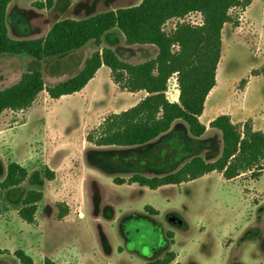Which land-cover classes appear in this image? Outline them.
<instances>
[{"label": "rangeland", "instance_id": "374dc122", "mask_svg": "<svg viewBox=\"0 0 264 264\" xmlns=\"http://www.w3.org/2000/svg\"><path fill=\"white\" fill-rule=\"evenodd\" d=\"M13 0L10 36L18 26L32 30L24 38L46 35L64 18H84L96 13L139 4L142 0H53L39 9L35 2ZM264 0L250 10L230 11L238 23L222 30L223 50L217 70L220 106L234 107L242 127L250 123L264 130ZM24 9L23 13L19 10ZM185 21L202 24L199 13ZM177 20L165 29L175 28ZM113 48L121 59L141 63L154 58L153 45H127L118 29L105 33L101 47ZM99 47L90 41L83 48L36 61L27 54L0 55V90L17 82L24 72L38 68L46 86L74 76L87 57ZM178 89L175 76L169 80L168 96ZM133 94L115 87L104 67L85 92L51 99L46 91L25 110H6L0 116V181L8 164L18 162L29 174L18 186L0 189V264H20L15 251L23 249L43 264H150L176 254L170 264H264V174L251 172L228 181L211 172L179 185L156 190L134 184L115 183L141 174L163 176L178 170L194 155L207 161L222 152L219 131L209 128L194 138L178 120L165 134L139 146L100 147L87 142V134L105 117L130 108ZM238 118V117H237ZM206 122V119H203ZM254 124H256L254 126ZM54 172L49 180L46 169ZM31 190L43 193L36 221L19 215ZM69 213L60 219L59 206ZM147 206L158 210L153 213ZM176 215L181 224L170 220Z\"/></svg>", "mask_w": 264, "mask_h": 264}, {"label": "trees", "instance_id": "16d2710c", "mask_svg": "<svg viewBox=\"0 0 264 264\" xmlns=\"http://www.w3.org/2000/svg\"><path fill=\"white\" fill-rule=\"evenodd\" d=\"M12 0H0V55L27 54L36 61L79 50L90 41L99 47L87 57L83 68L65 81L46 86L43 73L35 68L24 72L14 84L0 90V116L6 110H25L32 106L39 94L46 91L51 99L80 92L105 65L111 71L112 81L128 92L145 91L147 95L134 106L112 113L92 131L86 140L96 146L133 147L145 145L168 132L174 122L183 121L194 138L207 132L200 120L210 91L217 83L216 76L221 60L222 30L226 23H234L230 11L245 10L253 0H142L137 5L120 7L76 19L64 18L55 22L47 34L38 38H12L7 23L8 6ZM53 0L37 1L39 9L51 6ZM23 13V10H20ZM202 16V24L185 21L191 13ZM11 22V12L9 15ZM177 20L175 28L167 31L166 24ZM24 25L23 27H25ZM118 29L127 45H153L157 55L145 62L130 63L120 58L111 47H101L105 33ZM23 35H27L23 32ZM176 75L179 89L178 101L167 96L169 80ZM209 128L220 132L221 155L207 161L194 155L178 170L163 176L146 177L132 175L128 179H115V183L138 184L156 190L166 185H179L196 180L211 172H219L226 180L251 172L259 179L264 170V131L254 130L250 123L242 127L233 123L227 114H220L209 123ZM26 167L18 162L7 166L6 175L0 181V189L17 188L28 177ZM49 180L54 172L46 169ZM17 189L12 196L18 197ZM43 193L31 190L23 200L20 217L29 224L36 221L38 202ZM58 217L69 213V207L58 204ZM153 213L158 210L147 206ZM8 250L0 248V255ZM20 264H35L23 249L15 251ZM176 254L150 264H170ZM43 264H56L46 258Z\"/></svg>", "mask_w": 264, "mask_h": 264}, {"label": "crops", "instance_id": "0c3cea01", "mask_svg": "<svg viewBox=\"0 0 264 264\" xmlns=\"http://www.w3.org/2000/svg\"><path fill=\"white\" fill-rule=\"evenodd\" d=\"M257 0H253L252 1V3H251V5L250 6H248L247 7V10H250V8L255 4V2H256ZM12 2H13V0L10 2V4H9V6H8V12H7V15H8V17H7V23H8V29H9V34L11 33V29H10V19H9V15H10V12H11V8H12ZM264 6V5H263ZM19 10H24V9H22V8H20ZM51 28V27H50ZM32 30H35V28L33 29L32 27H30V26H25V27H23V26H18V28H17V30H16V32H14V34H16L18 37H16V39H24V37L23 36H25V35H23V32H25L26 34H28V33H30ZM49 31V30H48ZM47 31V32H48ZM47 34V33H46ZM45 36V35H44ZM15 38V37H14ZM86 60V59H85ZM85 62V61H84ZM84 65V64H83ZM219 66V65H218ZM104 67H107V66H105V65H102L99 69H98V71L96 72V74H95V76H94V78L93 79H91L89 82H88V84L80 91V92H85V91H87L88 90V88L91 86V84H92V82L99 76V74H100V72L102 71V69L104 68ZM83 68V67H82ZM81 68V69H82ZM80 69V70H81ZM79 70V71H80ZM78 71V72H79ZM77 72V73H78ZM76 73V74H77ZM109 75H110V79H111V71H110V69H109ZM175 76V79H176V82H177V78H176V75H174ZM111 81H112V79H111ZM112 83H113V85L115 86V87H119L117 84H115L113 81H112ZM178 86V85H177ZM122 90V89H121ZM218 90V81H217V83H216V85L214 86V88L210 91V93H209V95L207 96V99H206V102H205V108H204V112H203V114L200 116V120H201V122L203 123V124H205L206 126H207V130L209 129V123L214 119V118H216L217 116H219L220 114H227V115H229L230 117H231V119H232V121H233V123H237V122H239L240 120H239V116L243 113L242 112V110H240V113L238 114V116L237 115H235V113H234V110L233 109H235L234 107H229L228 106V102H227V104L226 105H223V106H220V102L218 101V99H217V91ZM123 91H125V92H128V91H126V90H123ZM128 93H130V94H133L136 98L135 99H137V101L132 105V106H134L135 104H137L141 99H143L146 95H147V93L145 92V91H139V92H134V93H132V92H128ZM167 93H168V91H167ZM167 96H168V94H167ZM173 96H174V98L173 99H171L169 96H168V98L171 100V101H178V99H179V89H177L176 90V92H174L173 93ZM131 106V107H132ZM126 109H128V108H126ZM125 109V110H126ZM124 111V110H123ZM119 113V112H118ZM238 117V118H237ZM206 119V122H203V119ZM178 121V120H177ZM176 121V122H177ZM176 122H174V124L176 123ZM173 124V125H174ZM256 124H254V126H255ZM264 131V130H263ZM7 168H4V170H6ZM263 174H264V170H263V172H262V175L261 176H263ZM228 181H231V180H228ZM1 249H4V248H2V247H0ZM172 262H174V261H172Z\"/></svg>", "mask_w": 264, "mask_h": 264}, {"label": "water", "instance_id": "95a60500", "mask_svg": "<svg viewBox=\"0 0 264 264\" xmlns=\"http://www.w3.org/2000/svg\"><path fill=\"white\" fill-rule=\"evenodd\" d=\"M170 220H171V222L173 224H177V225H180L181 224L180 219L176 215H172L171 218H170Z\"/></svg>", "mask_w": 264, "mask_h": 264}]
</instances>
